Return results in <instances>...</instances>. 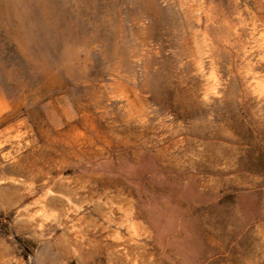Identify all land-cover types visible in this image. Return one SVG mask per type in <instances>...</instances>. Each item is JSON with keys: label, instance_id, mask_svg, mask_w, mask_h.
<instances>
[{"label": "rangeland", "instance_id": "374dc122", "mask_svg": "<svg viewBox=\"0 0 264 264\" xmlns=\"http://www.w3.org/2000/svg\"><path fill=\"white\" fill-rule=\"evenodd\" d=\"M0 264H264V0H0Z\"/></svg>", "mask_w": 264, "mask_h": 264}]
</instances>
